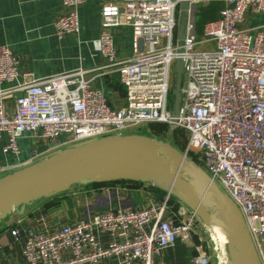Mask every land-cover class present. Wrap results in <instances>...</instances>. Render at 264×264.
Returning <instances> with one entry per match:
<instances>
[{
	"label": "built area",
	"instance_id": "2783aa9c",
	"mask_svg": "<svg viewBox=\"0 0 264 264\" xmlns=\"http://www.w3.org/2000/svg\"><path fill=\"white\" fill-rule=\"evenodd\" d=\"M86 0H61L64 12L53 27L58 39L79 31L78 7ZM184 10V37L177 41ZM223 1L219 17L195 28L198 6ZM264 12V0H120L101 7L102 28L91 40L93 52L118 72L125 88L123 106L111 107L103 92L92 87L77 68L32 77L22 71L16 54L0 45V138L6 156L20 154L27 137L32 153L14 167L45 160L52 152L91 138L132 134L150 123H166L169 131L185 135L184 154L204 169L240 210L264 264V30L242 27L246 14ZM128 25L132 52L120 58L110 26ZM176 59L183 61L182 102L172 116L168 96ZM13 98V107L5 102ZM170 104V102H169ZM137 133V132H136ZM139 134V133H138ZM149 136V135H148ZM156 136L163 139V133ZM5 167L0 166V170ZM162 200L129 208L98 211L52 231L12 229L21 240L28 264H74L118 256L123 262L165 264L155 256L176 242H189L198 215L176 198V209ZM173 196V195H172ZM106 234L108 242L100 243ZM69 251V257L62 253ZM198 254L191 264H207Z\"/></svg>",
	"mask_w": 264,
	"mask_h": 264
},
{
	"label": "crops",
	"instance_id": "0c3cea01",
	"mask_svg": "<svg viewBox=\"0 0 264 264\" xmlns=\"http://www.w3.org/2000/svg\"><path fill=\"white\" fill-rule=\"evenodd\" d=\"M114 1L120 2L86 0L78 7V33L67 34L58 39L53 21L64 12L61 0H0V45L9 46L18 57L22 71L35 78L82 68L85 70L83 77L92 87L103 92L108 104L114 108L121 107L125 103V88L120 83L118 72L114 66L108 65L103 56L94 53L91 45V40L99 35L102 28V5ZM242 27L248 28L251 33L264 30V12H248ZM108 29L118 56H129L132 52L131 28L121 24ZM5 86L7 84H0V87ZM5 102L9 108L13 107L12 97ZM4 141V138H0V166L5 167L0 170V177L21 168L14 166L25 161L32 153L31 143L26 136L20 139L21 150L18 156H6L2 153ZM147 184L146 182L137 187H130L129 183L74 184L66 191L25 204L21 214L19 208H16L0 219V264H28L22 253L21 240L12 236V229H18L22 235L28 231H52L58 225L77 222L109 207L124 209L147 205L157 200ZM202 230L203 227L198 226L189 242L178 241L162 249L155 259H160L165 264H191L193 256L203 254L208 257L204 249V238L201 237ZM212 239L215 250L220 248V251L222 247L214 231ZM99 240L105 245L108 236L102 233ZM69 254V251H64L62 257L68 258ZM219 260V255L216 254V264H222ZM74 264H142V261L135 259L126 263L113 255L94 263ZM208 264H212V260Z\"/></svg>",
	"mask_w": 264,
	"mask_h": 264
},
{
	"label": "water",
	"instance_id": "95a60500",
	"mask_svg": "<svg viewBox=\"0 0 264 264\" xmlns=\"http://www.w3.org/2000/svg\"><path fill=\"white\" fill-rule=\"evenodd\" d=\"M177 41L184 37V10ZM183 61L176 59L170 113L175 116L182 102ZM138 133L91 138L52 152L45 160L23 166L0 177V219L25 204L68 190L74 184L117 179L156 184L194 211L201 221L222 226L228 234V252L234 264H260L243 216L207 172L189 160L172 143ZM161 181L165 186L158 184Z\"/></svg>",
	"mask_w": 264,
	"mask_h": 264
},
{
	"label": "trees",
	"instance_id": "16d2710c",
	"mask_svg": "<svg viewBox=\"0 0 264 264\" xmlns=\"http://www.w3.org/2000/svg\"><path fill=\"white\" fill-rule=\"evenodd\" d=\"M224 7V2L223 1H211L206 5H202L194 15V20H195V28L198 32H202L204 25L212 20H215L219 17V11ZM170 95V100H171ZM146 131V135H157L160 133H164L168 129V124L166 123H150L145 126L144 128ZM174 139V145H177L179 140L177 138L183 139L185 142V135L184 132L180 129H176L173 131L172 135ZM184 146V143L182 144ZM190 157L194 159V155L190 154ZM116 183H129L130 186L137 187L143 183V181H132V180H126V179H117V180H112V181H104V182H92V184H116ZM148 183V182H147ZM149 185V190L154 192L155 196L157 197L158 200H162L164 196L166 195L167 191L155 184L148 183ZM176 198L172 195L169 196V203L173 205L174 209H176L177 202L175 201Z\"/></svg>",
	"mask_w": 264,
	"mask_h": 264
},
{
	"label": "rangeland",
	"instance_id": "374dc122",
	"mask_svg": "<svg viewBox=\"0 0 264 264\" xmlns=\"http://www.w3.org/2000/svg\"><path fill=\"white\" fill-rule=\"evenodd\" d=\"M172 82H173V78H172V80H171ZM170 95H171V93L169 94V96H168V105H169V102H170ZM145 126H143V127H141V128H139V129H137V130H135L133 133H139V134H143V135H146V133H145ZM173 135V134H172ZM168 137H169V127H168V129H167V131L166 132H164L163 133V138L164 139H168ZM171 139H172V143H174L173 141H174V139H173V137H171ZM178 140H179V142L177 143V145H174L175 147H177L181 152H183L184 153V149H185V142H183L184 140L183 139H180V138H177ZM184 143V146L182 145ZM187 158H190V153L189 154H187ZM149 184H147V186H148ZM156 185V184H155ZM158 186V185H157ZM131 187V186H130ZM133 187V186H132ZM148 188H149V186H148ZM158 200V199H157ZM176 207V206H175ZM196 230H198V228L196 229ZM201 232V237H203L204 238V240H203V243H204V249L206 250V252H207V255H208V258H209V260H208V262H207V264L209 263V261L211 262V260H212V264H216V254H218L219 253V249L220 248H217L218 250H215V244H214V240L212 239V232H213V229L212 228H210V227H203V230L202 231H200ZM202 232H204L203 234H202ZM195 233H196V231H195ZM207 245V246H206ZM209 252H208V251ZM194 257V256H193Z\"/></svg>",
	"mask_w": 264,
	"mask_h": 264
},
{
	"label": "bare ground",
	"instance_id": "6f19581e",
	"mask_svg": "<svg viewBox=\"0 0 264 264\" xmlns=\"http://www.w3.org/2000/svg\"><path fill=\"white\" fill-rule=\"evenodd\" d=\"M158 184L161 186H165V184L161 181H158ZM208 225L211 226V228L217 235V238L219 239V243L222 247L218 253L220 258L219 261L222 262V264H234V261L232 260L230 253L228 252L227 245L229 242V237L227 231L222 226H218L215 224H208Z\"/></svg>",
	"mask_w": 264,
	"mask_h": 264
}]
</instances>
